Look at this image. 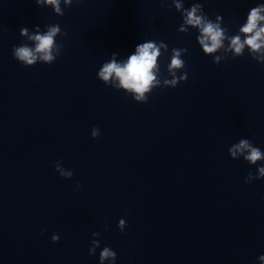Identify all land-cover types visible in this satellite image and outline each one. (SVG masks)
Here are the masks:
<instances>
[{
    "label": "clouds",
    "instance_id": "clouds-1",
    "mask_svg": "<svg viewBox=\"0 0 264 264\" xmlns=\"http://www.w3.org/2000/svg\"><path fill=\"white\" fill-rule=\"evenodd\" d=\"M81 0H76L80 3ZM38 6H51L54 13L63 16L64 11L61 3L65 7H70L73 0H35ZM175 9L181 12L183 23L178 28L181 33H187L189 28L198 30L197 41L205 55L214 57L213 62L219 64L226 59L229 54L232 58L240 57L247 48L249 55L259 63H264V3L250 9L247 14L246 22L239 28L235 35L229 34V29L222 27V17L217 15L215 21L210 20L203 11V5L199 2L193 3L190 8H184V0H173ZM35 34H29L27 27L20 29V35L26 36L28 40L34 42V47L24 43L13 48V56L26 67L33 66L37 61L45 64H52L60 55L62 45L57 44V35H62L59 24L48 25L47 31L40 33L39 26ZM227 42V43H226ZM168 52V45L164 42L157 44L153 41L138 44L135 52L130 54L126 61L118 63L117 53L112 54V59L105 62L98 71V79L105 85H111L117 90H124L127 94H132L133 99L139 103L148 101V94L154 88L171 87L175 88L181 81L187 80V72L178 75L185 68V61L181 58L186 52V48H173L171 50L170 63L167 65V73L171 77L163 80L158 79L160 74V64L158 58ZM222 53V55H217ZM92 137L98 138L99 129L94 127L91 131ZM229 155L236 160L241 157L250 165H256L259 161H264V152L248 139H240L228 149ZM55 170L63 178L70 179L73 172L65 169L61 161L55 162ZM264 178V166L257 168L255 174L249 172L245 183ZM79 188V185H77ZM118 228L123 232L126 222L121 219ZM93 237L100 234L92 233ZM60 237L53 234L51 240L58 242ZM100 247V241L93 239L89 248V255H95L96 249ZM117 254L109 247H104L99 254V264H115ZM260 261H264V255L259 256Z\"/></svg>",
    "mask_w": 264,
    "mask_h": 264
}]
</instances>
